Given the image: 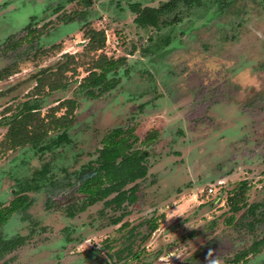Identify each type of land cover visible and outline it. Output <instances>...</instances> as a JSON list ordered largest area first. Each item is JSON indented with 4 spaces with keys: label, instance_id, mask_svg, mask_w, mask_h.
<instances>
[{
    "label": "rangeland",
    "instance_id": "obj_1",
    "mask_svg": "<svg viewBox=\"0 0 264 264\" xmlns=\"http://www.w3.org/2000/svg\"><path fill=\"white\" fill-rule=\"evenodd\" d=\"M167 1L0 0V71L13 72L0 81V207L27 186L33 200L1 229L4 239L25 240L0 264H168L172 254L171 264H208L209 251L219 264H264V248L232 262L264 235V0L180 3L163 15L178 25L158 24L146 11L152 27L133 23L142 7ZM88 29L104 31L103 52L120 64L85 90L80 82L99 54L87 50ZM188 38L195 42L180 52ZM66 55L77 65L65 74V89L35 95L37 77ZM63 100L75 108L58 106ZM27 101L41 117L71 113L70 142L4 150L5 124ZM130 128L127 145L105 142ZM151 129L158 138L143 146ZM59 133L50 131L43 144ZM125 163L136 165L127 175L135 182L114 181L76 212L84 175ZM243 183L247 206L233 213L227 199ZM253 204L259 208L250 216Z\"/></svg>",
    "mask_w": 264,
    "mask_h": 264
},
{
    "label": "trees",
    "instance_id": "obj_2",
    "mask_svg": "<svg viewBox=\"0 0 264 264\" xmlns=\"http://www.w3.org/2000/svg\"><path fill=\"white\" fill-rule=\"evenodd\" d=\"M195 0H173L169 3L162 4L159 8L154 9H140L137 13L136 22L137 26L141 28H147L150 24L145 21V11L149 12L148 15L153 14V18L158 17L169 8L175 7L179 2H182L185 6H190L194 3ZM155 15V16H154ZM144 20V22L142 21ZM84 37L88 41L87 42V50L93 53H99L97 59L93 63V67L88 71L87 76L82 78L80 82V87L83 89H90L99 86L103 80L106 79V76L109 73H115L120 64V59L113 60L110 57H106L103 50L105 48V34L103 30L96 29H88L84 32ZM68 60L64 63H61L54 72L49 70H44L43 73L37 77V83L35 86V95H38L40 88L46 87L47 92H55L62 89H65L67 83L65 81V74L67 72H75V66L77 65L74 57L72 55H66ZM74 65V67H72ZM13 72L9 69V67L4 68L0 71V81L11 76ZM86 94H91L90 91H86ZM62 104H66L68 108L66 110H72L75 108V102L72 100H63L58 102V106ZM58 108L52 109V113H55ZM40 109L37 103H31L29 101L23 102L18 111L13 115L9 123H6L7 131L4 135V139L2 141V148L4 150H13L19 147H23L25 145H29L30 147L38 150H49L52 145L60 146L61 143L70 142L69 135L67 129L73 120L71 113L65 112L64 115L59 117H55L53 114L46 115L41 117ZM60 130V133L49 143L43 144L47 135L50 131ZM159 132L155 129H151L144 135L141 144L143 146H148L149 144L154 143V141L158 138ZM134 139V131L132 128L128 129V131H123L120 129H116L113 135H110L106 139V143L109 146L120 147L127 145L130 140ZM136 169V165L133 163H125L120 168L115 170L107 171L101 175H84L85 179L81 181L78 191L79 193L84 195V199L79 207H77L78 211H83L87 206L90 205V199L99 196V194L104 190L110 191V184H113L114 181L119 179H126L127 183H132L135 181L134 176H127L132 173ZM45 174L44 171L37 172V176ZM126 176V177H125ZM28 187V186H27ZM26 187V189H27ZM246 183L240 184L237 189H234L231 195L228 197L227 202L230 206V211L236 213L247 206L245 202V196L247 192ZM24 189H19L16 192V197L13 201L10 202L9 206L6 208L0 209V228L7 222L9 217L14 212L24 213L26 209L32 204L33 200L28 197V195L22 194ZM106 191V192H107ZM86 197H89L86 198ZM136 197L134 194H131L128 198L130 203H134ZM113 204L112 201H109V204ZM120 207V203H114L112 209H116ZM259 208L258 204H253L248 206L247 214L253 216L254 213ZM67 215L69 217H73V210H67ZM152 231L157 229V224L152 223L151 225ZM16 240H4L0 235V256L3 252H8L11 248L16 245ZM261 248H264V235L255 241L251 247L244 251L241 254L235 256L232 260L233 263H239L246 260L247 254H257Z\"/></svg>",
    "mask_w": 264,
    "mask_h": 264
},
{
    "label": "flooded vegetation",
    "instance_id": "obj_3",
    "mask_svg": "<svg viewBox=\"0 0 264 264\" xmlns=\"http://www.w3.org/2000/svg\"><path fill=\"white\" fill-rule=\"evenodd\" d=\"M170 1H173V0H169V1H167V2H165V3H169ZM182 4V6H184V7H186V8H189V7H191L192 5H194V4H199V0H195L194 1V3L192 4V5H190V6H185L182 2H179L178 4ZM162 4H164V3H162ZM161 4V5H162ZM177 4V5H178ZM161 5H159V7L161 6ZM176 5V6H177ZM175 6V7H176ZM159 7H157V8H159ZM147 8H149V9H152V8H150V7H147ZM141 9H144V7H142ZM166 12H168V11H166L165 10V12L164 13H162L160 16H159V19H158V24H162V23H164V24H169V25H171V24H175L173 21L175 20V18L172 20V21H169L168 23L167 22H165V20L163 19V15L164 14H166ZM234 16V15H233ZM137 17V16H136ZM136 17L134 18V20H133V23L137 26V22H136ZM172 22V23H171ZM181 23V21H178L175 25H178V24H180ZM174 25V26H175ZM138 27V26H137ZM149 27H152V26H149ZM138 28H141V27H138ZM141 29H145V28H141ZM175 29V28H174ZM181 38L180 39H182V36H180ZM169 38V36L166 38V39H168ZM234 39L232 40V42H231V44H234ZM167 42H170L169 40H167ZM195 42V40H192V39H190V38H188L187 40H185L180 46H181V48L182 49H180V52H183V53H185L184 52V50H187V47H189V46H191V45H189V43H191V44H193ZM169 44L170 43H168L167 45L169 46ZM205 44V43H204ZM118 45H119V42H118ZM166 45V46H167ZM229 46H231V45H229ZM227 49L229 48L228 46L226 47ZM194 56H196V58L197 57H199V56H197V54H194ZM201 56V55H200ZM215 56H217V55H215ZM218 60V59H217ZM216 60V61H217ZM54 147V145H52L51 147H50V149H52ZM56 147V146H55ZM49 149V150H50ZM43 151H46V150H43ZM39 152H42V151H39ZM33 179V178H32ZM135 182V181H134ZM134 182H132V183H134ZM132 183H129V184H132ZM36 187V186H35ZM19 189H26V187H24V188H19ZM18 189V190H19ZM32 189V188H31ZM17 190V191H18ZM27 190H29L28 188L22 193V194H25V195H27ZM17 191H15L14 192V198L17 196L16 195V192ZM28 197L30 198V196L28 195ZM14 198L11 200V201H13L14 200ZM10 201V202H11ZM10 202H9V204H10ZM9 204L7 205V206H9ZM32 204H33V202H32ZM32 204L29 206V208L32 206ZM7 206H1L0 207V209H2V208H6ZM28 208V209H29ZM28 209H26V211L24 212V213H22V214H26L27 213V210ZM74 212V211H73ZM77 212L78 213H82L83 211H78L77 210ZM16 214H21V212H14L10 217H9V219L7 220V222L10 220V218L12 217V216H14V215H16ZM66 215H67V213H66ZM68 216V215H67ZM75 216V214L73 215V217ZM69 217V216H68ZM73 217H71V218H73ZM7 222L0 228V235H1V237L3 238V236H2V232H1V229L7 224ZM4 239V238H3ZM11 239H15L17 242H16V245L13 247V248H11L10 250H8V252H11V251H13V250H15L16 248H18L19 246H21L22 244H23V242H24V238L23 237H21V236H14L13 238H11ZM11 239H4V240H11ZM8 252H3V254H5V253H8Z\"/></svg>",
    "mask_w": 264,
    "mask_h": 264
},
{
    "label": "clouds",
    "instance_id": "obj_4",
    "mask_svg": "<svg viewBox=\"0 0 264 264\" xmlns=\"http://www.w3.org/2000/svg\"><path fill=\"white\" fill-rule=\"evenodd\" d=\"M212 256H213L212 252L209 251V254H208V264H219L218 259H216V258L213 259ZM173 258H177V259H178V257H175L174 254H172V255H170V257H169L168 264H171V260H172Z\"/></svg>",
    "mask_w": 264,
    "mask_h": 264
},
{
    "label": "built area",
    "instance_id": "obj_5",
    "mask_svg": "<svg viewBox=\"0 0 264 264\" xmlns=\"http://www.w3.org/2000/svg\"><path fill=\"white\" fill-rule=\"evenodd\" d=\"M114 45H118V42L116 41L115 43H114ZM209 194H211V193H213V190L210 188V189H208V191H207Z\"/></svg>",
    "mask_w": 264,
    "mask_h": 264
}]
</instances>
